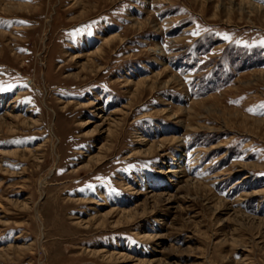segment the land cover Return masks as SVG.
I'll list each match as a JSON object with an SVG mask.
<instances>
[{
  "label": "rangeland",
  "instance_id": "1",
  "mask_svg": "<svg viewBox=\"0 0 264 264\" xmlns=\"http://www.w3.org/2000/svg\"><path fill=\"white\" fill-rule=\"evenodd\" d=\"M0 88V264H264V0H0Z\"/></svg>",
  "mask_w": 264,
  "mask_h": 264
},
{
  "label": "bare ground",
  "instance_id": "2",
  "mask_svg": "<svg viewBox=\"0 0 264 264\" xmlns=\"http://www.w3.org/2000/svg\"><path fill=\"white\" fill-rule=\"evenodd\" d=\"M251 7V6H250ZM15 119V118H14ZM88 121V120H87ZM24 122V121H23ZM26 123V122H25ZM86 123V122H85ZM10 125V124H9ZM13 127V125H10V126H8V128H12ZM30 153V152H29ZM12 154H14V152H12ZM35 158H37V156H35V155H33ZM96 160H99V158H97ZM98 162V161H97ZM104 217H106V216H104Z\"/></svg>",
  "mask_w": 264,
  "mask_h": 264
},
{
  "label": "snow or ice",
  "instance_id": "3",
  "mask_svg": "<svg viewBox=\"0 0 264 264\" xmlns=\"http://www.w3.org/2000/svg\"><path fill=\"white\" fill-rule=\"evenodd\" d=\"M21 23H24V22L22 21ZM2 90H4V89L0 88V91H2Z\"/></svg>",
  "mask_w": 264,
  "mask_h": 264
}]
</instances>
